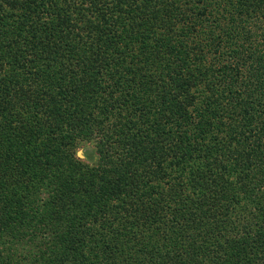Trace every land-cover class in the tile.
Returning a JSON list of instances; mask_svg holds the SVG:
<instances>
[{
	"label": "trees",
	"instance_id": "16d2710c",
	"mask_svg": "<svg viewBox=\"0 0 264 264\" xmlns=\"http://www.w3.org/2000/svg\"><path fill=\"white\" fill-rule=\"evenodd\" d=\"M219 1L0 0V264H264V0Z\"/></svg>",
	"mask_w": 264,
	"mask_h": 264
},
{
	"label": "rangeland",
	"instance_id": "374dc122",
	"mask_svg": "<svg viewBox=\"0 0 264 264\" xmlns=\"http://www.w3.org/2000/svg\"><path fill=\"white\" fill-rule=\"evenodd\" d=\"M193 1L196 3V6H199V7H204L205 6V7L208 8V10L216 11L218 9V2L215 3V0H193ZM219 2L222 3V4H224L223 3L224 0H220ZM256 26L257 27L260 26L258 28L259 30L258 29L255 30V28L253 27V31L255 30L254 32L256 34H260V33L264 32V23H263V20L262 21L261 20H257ZM225 27H227V26H225ZM258 40L260 41V39H258ZM209 66H210V64H209ZM81 142L82 143H80V145L76 149L75 156L78 157L79 160H81V161H83V162H85V163H87L89 165H95V163L97 161V156L95 154L94 144L93 143L91 144V143L85 142V140H83ZM28 199H29L28 202H25L26 203V205H25L26 207L24 208V210L28 209L29 207H34L35 204H37V202H30V200L33 201L32 198L30 199L28 197ZM9 241L8 242H5L3 245L2 244L0 245V254H2L3 257H5V256L8 255V257H11L12 258L14 255H18L19 252H22L23 249L24 250H32L33 251L35 249V246H36V245H34V247L27 246V245L21 246V243L13 242L11 239H9ZM34 241L36 243H40L42 241V239H39V237L37 236V238L34 239ZM2 256L0 255V257H2ZM0 260H1V258H0Z\"/></svg>",
	"mask_w": 264,
	"mask_h": 264
}]
</instances>
